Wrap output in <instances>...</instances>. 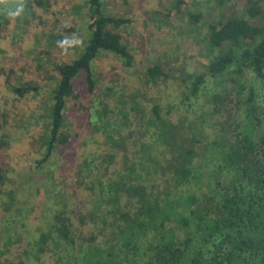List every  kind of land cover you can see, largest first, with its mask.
Returning a JSON list of instances; mask_svg holds the SVG:
<instances>
[{"label":"trees","instance_id":"obj_1","mask_svg":"<svg viewBox=\"0 0 264 264\" xmlns=\"http://www.w3.org/2000/svg\"><path fill=\"white\" fill-rule=\"evenodd\" d=\"M85 4L83 47L52 64L56 84L39 161L70 139L63 125L67 101L77 97L76 72L86 70L90 92L93 58L112 51L126 66L131 60L115 29L127 18L103 12L100 0ZM59 29L72 33L70 25ZM203 34L213 55L201 71L179 76V98L166 106L144 101L141 175L132 186L122 183L120 209L110 208L100 190L93 209L76 207L63 217L52 212L49 224L12 251L20 237L11 203L1 205L0 264H264V0H246L241 11L208 21ZM160 71L151 64L142 72L155 79ZM106 108L104 102L94 111L104 116ZM106 186L119 189L110 181Z\"/></svg>","mask_w":264,"mask_h":264},{"label":"rangeland","instance_id":"obj_2","mask_svg":"<svg viewBox=\"0 0 264 264\" xmlns=\"http://www.w3.org/2000/svg\"><path fill=\"white\" fill-rule=\"evenodd\" d=\"M245 3L100 0L103 12L127 18L115 29L131 55L129 66L119 54L99 51L102 55L90 62L94 81L90 92L86 70L76 72L71 82L77 97L68 99L63 125L70 139L55 145L40 161L46 151L50 95L56 84L52 64L69 61L83 47L85 0H47V5L29 0L30 8L15 19L0 11V214L1 205L11 203L8 213L15 219L14 234L20 237L12 243V251L27 242L28 233L36 236L54 218L52 212L63 217L76 207L93 209L92 198L100 190L110 208L120 209L122 183L132 186L141 175L142 157L137 152L144 101L157 100L163 106L176 101L182 87L179 76L201 71L213 55L203 45L204 25L241 11ZM62 25L72 26V33L62 34ZM66 37L81 43L65 51L58 41ZM151 64L161 69L155 79L142 72ZM104 102L107 108L101 116L94 110ZM109 181L119 189L109 190ZM111 195L117 196L116 202ZM70 217L74 219L73 212ZM20 219L25 225H18Z\"/></svg>","mask_w":264,"mask_h":264},{"label":"clouds","instance_id":"obj_3","mask_svg":"<svg viewBox=\"0 0 264 264\" xmlns=\"http://www.w3.org/2000/svg\"><path fill=\"white\" fill-rule=\"evenodd\" d=\"M26 7V0H0V11H3L10 19L20 17ZM81 41L73 37L72 39L65 38L62 41H58V46L67 51L69 47L80 44Z\"/></svg>","mask_w":264,"mask_h":264}]
</instances>
